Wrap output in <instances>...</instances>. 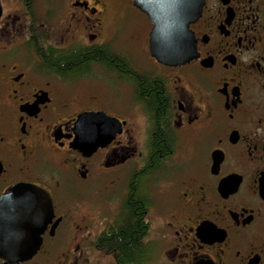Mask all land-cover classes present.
<instances>
[{
	"label": "flooded vegetation",
	"instance_id": "af4514ba",
	"mask_svg": "<svg viewBox=\"0 0 264 264\" xmlns=\"http://www.w3.org/2000/svg\"><path fill=\"white\" fill-rule=\"evenodd\" d=\"M201 5L188 25L196 56L166 67L150 56L153 25L133 0H0V200L17 185H36L53 206L37 254L21 264H106L90 243L111 235L136 192L149 202L140 223H150L153 202L143 185L153 176L167 182L173 222L154 264H264V0ZM82 52L93 55L83 68L64 65ZM131 55L150 58L157 70L149 73L168 95L160 126L171 141L151 173L145 166L151 116L133 84L146 73ZM131 94L136 105L127 118L100 104L128 103ZM85 112L124 123L87 157L72 147L76 117ZM130 163L121 204L110 205L113 218L101 228L95 222L92 256L53 255L61 249H51L58 231L77 227L74 182L88 185L96 171ZM145 233L143 255L130 264H152V223ZM116 255L114 249L112 264H121Z\"/></svg>",
	"mask_w": 264,
	"mask_h": 264
},
{
	"label": "water",
	"instance_id": "95a60500",
	"mask_svg": "<svg viewBox=\"0 0 264 264\" xmlns=\"http://www.w3.org/2000/svg\"><path fill=\"white\" fill-rule=\"evenodd\" d=\"M202 2L133 0V6L146 14L153 25L148 51L157 63L179 67L196 56L188 25L197 18ZM76 118L72 147L83 157L111 142L124 124L102 112H85ZM52 214L51 195L36 185H17L5 193L0 200V261L21 264L35 256Z\"/></svg>",
	"mask_w": 264,
	"mask_h": 264
},
{
	"label": "rangeland",
	"instance_id": "374dc122",
	"mask_svg": "<svg viewBox=\"0 0 264 264\" xmlns=\"http://www.w3.org/2000/svg\"><path fill=\"white\" fill-rule=\"evenodd\" d=\"M57 1L61 2L62 0ZM111 5L115 7L114 2H112ZM113 11L119 14L120 9H114ZM131 56L134 66L141 72L148 74L149 72H155L157 70L148 56ZM100 104L105 107L107 106L106 109L108 113L117 118H127L132 111L130 108L136 105L134 100H132V94L129 96L128 103L122 104L120 101H117V103L111 104L109 101H106L104 103L100 102ZM130 172L131 163L123 165L118 169L110 170L109 172L103 170L96 171L92 179L88 182L90 183L88 185L80 181L74 182V191L77 197L74 204L75 213L73 214V219L76 221L77 227L58 231L57 240L51 249H53V251H56L58 247L61 249L57 250V253L53 255L59 256V254H62L72 259L74 256H77L78 252L84 250L85 252L88 251L87 253L90 257L92 256L88 249V243L96 231V229H94L96 225L95 222L98 221V228H101L106 219L111 221L114 214L110 205L115 201L121 204L120 201L124 195L123 190L127 184ZM144 180L143 191L150 196L153 202V206L149 207L151 212L149 221L152 223L153 233L157 231V235L153 238L154 244L156 245L152 252L153 259L149 261V263L154 264V261L158 260L160 257L159 252L162 245L164 249L167 247L165 240H169V235L172 234L169 228L173 222L167 211L168 196L165 190L167 184L165 179L153 176L152 178ZM162 264H176V262L172 263V261L168 259Z\"/></svg>",
	"mask_w": 264,
	"mask_h": 264
},
{
	"label": "trees",
	"instance_id": "16d2710c",
	"mask_svg": "<svg viewBox=\"0 0 264 264\" xmlns=\"http://www.w3.org/2000/svg\"><path fill=\"white\" fill-rule=\"evenodd\" d=\"M92 56L88 52H82V55L75 60L73 58L72 60H64V65L71 70L80 69ZM155 78L154 74L151 73L138 74L133 78L136 94H138L141 103L147 106L151 116L152 130L148 136L147 148L149 152L145 161L148 173L158 170L161 166L162 157L166 156L167 145L171 141L167 128H164L163 131L160 126L161 120L165 123L168 115V95L162 84H159ZM136 195L140 198V201L137 196V199L133 197L130 199L125 210L126 214L122 216L117 226L112 228L111 235L108 236L107 233H102L101 237L90 243L89 246L97 250V253L99 252L97 256L101 262L105 261L106 264H112L113 257L110 256V253L114 249L121 264L135 263L142 257L143 245H141V242L143 233L150 230L151 223L145 220L146 226L145 228L142 227L140 210L141 207H147L149 202L146 197L139 196V193L136 192Z\"/></svg>",
	"mask_w": 264,
	"mask_h": 264
}]
</instances>
